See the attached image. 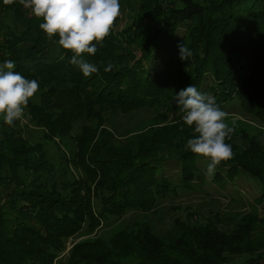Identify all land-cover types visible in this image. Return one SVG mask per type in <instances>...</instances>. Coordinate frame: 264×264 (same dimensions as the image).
Returning <instances> with one entry per match:
<instances>
[{
  "label": "trees",
  "instance_id": "trees-1",
  "mask_svg": "<svg viewBox=\"0 0 264 264\" xmlns=\"http://www.w3.org/2000/svg\"><path fill=\"white\" fill-rule=\"evenodd\" d=\"M119 3L126 22L115 30L117 17L93 42L96 53L81 54L98 67L86 77L58 35L40 29L42 18L20 0H0V64L12 60V71L39 83L25 107L28 124L0 120V264H53L84 228L93 232L130 210L155 212L171 196L239 175L258 182L256 203L264 201V146L231 126L232 158L208 173L210 160L185 147L198 134L174 100L192 84L224 112L236 102L264 126V0ZM181 43L193 52L188 61L179 59ZM146 110L150 125L137 134L107 126V116ZM169 165L175 175H167ZM170 220L164 231L127 222L106 238L76 243L65 264H264L256 210L241 221Z\"/></svg>",
  "mask_w": 264,
  "mask_h": 264
},
{
  "label": "clouds",
  "instance_id": "clouds-1",
  "mask_svg": "<svg viewBox=\"0 0 264 264\" xmlns=\"http://www.w3.org/2000/svg\"><path fill=\"white\" fill-rule=\"evenodd\" d=\"M12 2L4 0L5 4ZM20 3L30 8L35 17L43 19L39 27L47 37L58 35V46L73 53L69 60L71 65L78 66L86 77L98 72L97 65L87 62L81 54H95L97 48L93 42L100 44L109 35L120 15L119 0H20ZM177 48L181 61L193 56L184 43ZM14 67L12 60L0 64V115L10 126L24 116L25 107L39 89L37 80L12 71ZM112 68L109 63L104 71ZM174 100L184 113L183 123L194 126V133L198 134L187 141L186 149L209 159L207 172L214 173L217 165L232 158L231 145L225 143V138L234 131L225 123L227 114L213 96L198 91L192 84L181 89Z\"/></svg>",
  "mask_w": 264,
  "mask_h": 264
},
{
  "label": "rangeland",
  "instance_id": "rangeland-1",
  "mask_svg": "<svg viewBox=\"0 0 264 264\" xmlns=\"http://www.w3.org/2000/svg\"><path fill=\"white\" fill-rule=\"evenodd\" d=\"M118 17L119 21L115 26V30H120L126 22L123 14L120 13ZM36 96L35 94L29 101L35 102ZM225 113L227 114L225 123L229 127H238L247 134L255 136V139L264 146V126L241 112L236 102L228 105ZM151 117L152 112L148 110L136 111L129 115L107 116L109 122L107 126L119 135L137 134L150 125ZM3 118L0 115V120ZM18 121L20 125L29 123L25 114ZM76 132L75 130L74 134ZM51 148L54 149L53 146ZM200 163L205 165L207 161L202 160ZM166 172L167 175H175V170L170 165L166 167ZM195 189L193 192H185L175 197L171 196L160 202L155 212L141 213L130 210L119 220H106L93 232L89 233L85 228L82 229L78 234L66 241L65 249L58 255L53 264H65L70 249L76 243L96 238H106L111 234H115L119 229L126 228L127 222H143L152 227L158 226L159 229L162 228V231H164L167 228L165 226H169L167 223L171 221L172 217L184 218L187 215L193 218H206L210 214H216L220 218L223 217L231 222L234 220L241 221L246 215L256 210L258 217L264 218V201L259 202L260 204L256 203V200L261 195V188L258 182L252 178L239 175L224 185L212 183L203 185L201 189H198V187H195ZM258 234L257 237L254 235V238L256 237V241L262 242L264 235L258 236Z\"/></svg>",
  "mask_w": 264,
  "mask_h": 264
}]
</instances>
